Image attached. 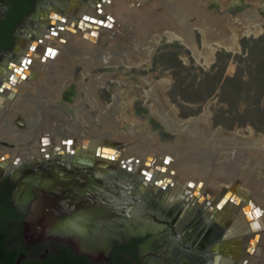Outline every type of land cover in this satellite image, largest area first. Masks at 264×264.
<instances>
[{
	"label": "bare ground",
	"instance_id": "1",
	"mask_svg": "<svg viewBox=\"0 0 264 264\" xmlns=\"http://www.w3.org/2000/svg\"><path fill=\"white\" fill-rule=\"evenodd\" d=\"M103 2L102 5L100 3L101 7H99L100 5L95 6V8L97 7L95 11L99 15V13L104 12L102 9L105 6L110 5L107 7L109 8L108 14H110L107 21L108 27L111 26L120 31V16L123 12L129 14L132 21H135L132 24L135 30V39L127 44L128 50L132 51L130 55L139 60L137 63H146L155 50L158 38L155 37V41L151 42L150 40L154 35L152 32L149 33L153 27H161L158 33L177 39L195 56H198L199 53L196 52L192 30H200L204 35L203 45L205 47L200 54H203L207 65L213 61L209 46L215 36L218 37L216 40L218 46L228 52H238V37L260 33L259 24L261 21L253 14V9L238 15L237 21L241 22L239 25L234 24L228 16L212 17L205 8L199 5L198 0H172L171 2L167 0H105ZM91 7L93 8V5ZM59 14L58 16H69L64 10L62 15ZM78 16L80 20L75 22V19H60L54 14L50 15L52 25L55 24V20H60L65 24L68 21L69 24L65 27V31L68 33L66 35L59 34L60 28L59 30L57 28L62 24H55L56 29L44 39V44L42 43L44 46L37 52L41 62L38 69L41 70L37 74L36 81L29 83L28 80H25L28 81L29 85H27L26 93L22 99L24 105L30 110L38 109L41 118L30 129L35 131L38 128L36 130L38 133L33 139H41L40 149L45 156L41 157L40 155V158L45 159L46 157L45 161L48 162V158H50L54 160L55 164L64 166L81 165L84 160V162L89 163L88 166L86 165L87 170L89 167L94 171L106 170L107 174L116 178L121 185H124V188L125 184H128L129 188H125L126 192L133 190L132 192L136 191L141 197L137 209L144 205V201L152 199L151 195L156 196L154 198L159 201L156 206L165 205L168 198L179 196L182 199L183 207L187 209L186 206H188L189 210H194L197 207L196 210L203 212V217L196 218L197 232L193 236L199 242L206 239L205 241L212 243L211 245L208 244L206 249L211 252L209 256L213 257L212 264H247V262H251L264 247V211L262 210L264 201L259 206L260 196L258 202L249 198L244 200V194H241L245 184L244 176L236 177L233 170L240 163V159L244 157L242 152L245 148L255 150L260 155L264 154V136L252 132L250 137L245 139L221 128L209 135L208 140L209 137L212 139L215 137V141L219 139L222 145L226 146L230 142L237 146L234 150H228L234 153L236 161L225 165L222 170L217 172L214 158L207 147L208 142L195 145L192 141L182 143L179 140L180 135L191 132V130L201 134L207 129L212 130L209 114L206 112L196 119L189 118L191 119H188L189 121L178 118L176 110L166 96L170 87L166 80L153 84L149 79H145L142 80V84L153 85L151 91L146 92V98L152 102V106L148 108L169 134L177 136L172 142L155 141L154 135H149L150 140H145L143 139L145 133L136 130L137 132L133 131L130 136L123 135L128 142L126 147H122L120 142L115 141V134L119 132L117 124L113 122L114 120L103 119L102 117L106 113H111V108L116 105L115 101L110 105H104L94 93L91 95L92 101L89 95H87V99L83 100V103L90 105L89 111L93 109L101 113L97 123L93 124V129L85 131L73 124L72 120H66V109L45 103V101L58 99L71 82L74 66L79 65L85 68L84 75H87L92 69L106 64L104 60L107 58L104 42L99 39L102 28L98 26V18L94 14L87 16L85 12H81ZM191 17L196 18L195 24H190L188 21V18ZM85 21L86 23H84ZM246 23L249 24L246 25ZM62 26L64 27V25ZM80 31L82 34H79L80 38H77V33ZM38 38L41 39L43 36L39 35ZM36 43L37 41L33 42L32 45ZM141 43L143 44L140 46ZM116 46L118 47V44ZM22 61H25V57L19 60L20 63ZM29 63H31L30 60ZM15 64L17 63L11 65L14 66ZM22 67L26 68L23 65L18 68ZM11 69L14 74H8V80H5L2 87L7 82H16L17 79L15 78L19 77L21 73L17 68ZM11 76L13 78L10 79ZM89 88H85L84 91L89 92ZM28 96H30L29 100ZM77 107H83L82 102ZM186 121H188V125L184 128L182 124ZM63 122L66 123L65 128L62 126ZM87 125H90L89 121ZM69 126L71 128H68ZM69 129H74L75 133H71ZM20 136L6 134L3 137V134H0V138L9 143L18 142ZM26 136H29V133H26ZM129 145L130 151L138 153L139 157L129 159L126 153H121V150L129 147ZM49 150L52 155H48L51 154L47 153ZM132 152L129 153V156ZM2 153H18L22 159H25L32 152L31 149L20 151L0 149V154ZM79 155H86V157L79 158ZM153 157L158 159L159 163L150 167L149 164H151ZM4 162L5 159H1L0 168L7 164ZM173 162L175 168H172ZM83 168L85 167L83 166ZM0 173H3L2 170ZM222 179H225V185H222L220 190L211 186L213 183L219 184ZM159 180L161 183L154 186L153 183ZM141 193L147 197L142 196ZM169 200V203H172L175 199ZM208 201L212 202L208 203ZM211 222L220 227L221 232L219 234H213L214 226L210 225L211 227L208 229L205 228Z\"/></svg>",
	"mask_w": 264,
	"mask_h": 264
},
{
	"label": "rangeland",
	"instance_id": "2",
	"mask_svg": "<svg viewBox=\"0 0 264 264\" xmlns=\"http://www.w3.org/2000/svg\"><path fill=\"white\" fill-rule=\"evenodd\" d=\"M167 1L171 2L172 0ZM198 3L205 8L212 17L222 18L228 16L234 24L239 25H241V22L237 21L238 15L253 9V14L261 21L259 24L260 33L243 35L238 37L237 40V43L239 41V43L241 42V44L251 48L250 52L247 53L243 50L240 53L239 51L226 52V50L218 46L216 42L218 37L215 36L209 49L212 51V56L214 53L215 56H218V59L211 65H209V63L208 66L207 62L204 61L203 54H200L204 51L203 48H205L203 45L204 35L200 30H192L196 52L199 53L198 56H195L177 39L158 33L161 27H153L149 30V33L152 32L154 35L153 38L151 37V42L155 41V37L158 38L155 50L146 63H137L139 60L130 55L132 51L130 52V50H128L127 44L135 39V30L132 25L135 21H132L129 14H125L124 12L121 14L120 31H117L111 26H107L108 16H110V14H108L109 8L107 7L110 5L105 6V8L102 9L104 12L99 13V15H97L95 11L92 13L89 9V11L87 10L88 13H86L94 14V16L98 18V26L102 28L99 39L101 42H104L103 44L107 53V58L104 60L106 64L92 69L87 75H84L86 72L85 68L79 65L74 66L72 69L71 82L68 84L63 94L59 95L57 100H47L45 103H51L58 107L65 108L67 110L66 120H72L73 124L79 126L80 129L88 131L93 129V124L97 123L101 117L99 111L93 109L89 111L90 105L88 103H83V100L87 99V95L90 96V100L92 101L93 97L91 95L94 93L104 105H110L115 101L116 105L111 108V113H106L102 117L103 119L109 118L112 121L114 120L113 122L117 124V130L119 132L115 134V141L118 143L120 142L119 144H121L122 147H126L128 142L123 135L130 136L132 132L136 130L146 133V136L143 134V139L145 140H150L149 135H154L155 141L172 142L177 136H172L165 132L162 125L154 119L148 108L152 106V102L146 98V92L148 90L151 91L153 85L142 84V80L145 79H149L153 84L156 82L159 83L161 80H166L170 84L166 95L169 103L172 104L176 110L178 118L182 120H188L189 118L196 119L199 115L207 112L211 121L213 120L211 125L212 130L207 129L203 134L191 130V132L189 131L184 135H180V142L187 143L188 141H192L195 145L208 142L209 145H207V147L209 153L214 158V165L218 169L217 172L222 170L225 165L233 161L235 162L234 153L228 151L230 149L234 150V148L237 147L235 144L228 142L225 146L222 145L219 139L215 141V137L213 139L209 137L208 140L207 137L215 133L217 129H220L218 127H221V129L227 132H233L235 135L245 139L249 138L252 132L264 136V131L250 129L247 125H238L239 127H236L233 123V121L236 120L242 122L252 119L259 122L255 123V125L264 128V0H198ZM80 12L76 15H79ZM188 19L190 24L196 23L195 17ZM134 20H136L135 17ZM247 24L249 23H246V25ZM67 33L62 26V30L59 34L66 35ZM77 35L76 37L80 38L78 33ZM143 43L139 45L141 46ZM116 44H118V47ZM43 46L44 45L41 43L38 51H40ZM34 61L36 64L41 63L37 54L34 57ZM202 61L204 63L203 66H208L207 68L203 69L200 66ZM231 62L233 63L227 71L231 74L233 66L236 64L237 70L235 76L233 79L227 80V83L225 82L226 79L223 80L220 87L222 90L220 95L218 93L213 94L217 84L219 86L217 80L222 78L226 66ZM39 70L41 69H33V75L31 77L34 78ZM220 80L222 81V79ZM85 88H89V92H85ZM217 99L222 101L221 103L223 106ZM239 100L240 102L246 101L255 104H257L256 101L260 100V105L263 107H259L255 115H249L247 113L241 117L238 116L236 112ZM81 102L83 107L78 108L77 106ZM150 109L152 110L151 107ZM38 114V112H35L34 115L36 118H38ZM109 114L110 116H108ZM88 121L90 125H87ZM188 121L183 122L182 127H187ZM218 121L221 122L222 126H217L215 124V122ZM58 122H60V120H58ZM62 126L65 128L66 123L63 122ZM68 128H71V126ZM74 129L69 130L71 133H75ZM25 141L27 144L30 143L28 140ZM1 145L8 147L10 150L15 149V146L5 145V143ZM24 146L26 145L21 144V147ZM187 147L190 146L187 145ZM130 152H132L130 151V145L121 150V153H126L129 159L140 156L138 153L133 152L131 156H129ZM242 153L244 157L240 159V163L234 167L233 171L236 177L240 175L244 176L243 180H245V184L242 189L243 192H241V194H244L243 199H255V202L256 200L258 202V197L260 196L258 202L260 206V203L264 201V154H257L255 150L247 148H245ZM123 158L126 157L123 156ZM156 163H159V160L153 157L149 166L153 167ZM52 164L53 163H49L48 161L35 160L15 168L10 173H14L18 177L22 175V172L36 165H45L47 168L49 167V169H51L50 167ZM171 165L172 168H175L174 162ZM46 180V176L42 175L40 177L41 186H46V184L49 183ZM16 182L17 185L14 192L16 196H29L35 193V187H29L27 185L24 187L21 186L22 181L19 178ZM219 182V184L213 183L211 186L220 190V187L225 185V179ZM180 198L179 196L176 197L177 200L181 201L182 199ZM157 202L159 201L157 200ZM209 202L211 203L212 201H208V203ZM176 204L177 201L170 202L167 206L160 204L156 209L152 208V210L156 211L159 216L171 220L173 223V225H171L173 228H176L174 232L178 234L180 240L186 239L190 242L195 231L193 226L197 223L196 218L203 217V212L201 210H196L198 209L197 207L194 210H189L188 206H186L189 213L187 215H183V213L179 215V209H177ZM262 210L264 211V207ZM210 225L214 226V234H219L221 232L220 227L216 224L214 225V222H211L208 226L206 225L207 227L205 228L208 229L211 227ZM156 227H160V225L158 226L154 222L150 224L148 228L150 232L154 233L157 230ZM247 264H264V247L260 251V254L254 257L251 262H247Z\"/></svg>",
	"mask_w": 264,
	"mask_h": 264
},
{
	"label": "flooded vegetation",
	"instance_id": "3",
	"mask_svg": "<svg viewBox=\"0 0 264 264\" xmlns=\"http://www.w3.org/2000/svg\"><path fill=\"white\" fill-rule=\"evenodd\" d=\"M102 1L0 0V86L3 80H8V74H14L11 68L21 71L19 77L15 78L16 82L6 81L7 83L2 87L0 93V134H3V137L6 134L21 136L16 143H9L1 138L0 143L15 146V149H11V151L31 149L32 152L25 159H22L18 153L0 154V161L5 159L7 162L0 168L3 172L0 173V264H206V257L203 253L208 254L207 246L212 243L205 240L199 242L194 236L190 242H186V239L185 241H174L171 235L175 233L174 229L176 228H173L171 220L161 216L163 219L161 221L158 214L152 212V205L149 204L153 201L151 199L144 201L141 208L131 210L139 216L145 211L150 212L140 217L133 215L134 218H129L126 221L110 223L109 228L105 231L101 227L100 217L87 214L58 223L56 229L66 228L60 231L39 233L35 229L27 228L29 212L42 207L35 195L40 191L39 188L42 184L40 177L48 176L51 171L56 173L60 167H64L62 164H55L54 160L48 158L49 163H53L50 171L42 169L41 165H36L32 167L34 170L32 176L19 175L20 177H17L16 174L10 173L25 163L47 159L46 157L45 159L40 158V155L41 157L45 156L40 149L41 139H33L38 133L36 131L38 128L35 131L30 130L32 125L41 119L39 110L28 109L22 100L27 85L34 83L37 79V74L34 78L31 77L32 70L38 69L41 65V63L36 64L34 57L39 45L44 44V39L56 29L55 24H62L64 28L69 24L68 21L65 24L60 20H55V24L52 25L51 14L60 17V19H75L74 21L77 22L80 20L76 15L78 12H85L89 16L87 10L90 9L94 13L96 5L104 4ZM63 10L69 16H58L59 13L62 15ZM62 25L57 29L60 28L61 31ZM78 34L81 35L82 32L80 31ZM39 35H42L43 38H38ZM39 40L41 42H38ZM35 41L37 43L32 45ZM22 57H25V61L30 60L31 62L25 64L26 62L22 61L26 68H18L22 64L19 62ZM14 63L17 64L12 66L11 64ZM25 80H28L29 83ZM10 96L12 97L10 98ZM27 98L29 100L30 96ZM35 112L39 113L38 118L34 115ZM26 133H29V136H26ZM25 140L30 143H25ZM21 144L26 146L21 147ZM0 149L10 150L2 145H0ZM47 153H51V151L49 150ZM48 155H52V153ZM82 157H86V155H79V158ZM82 162L77 166L87 168L89 163L84 160ZM100 168L104 169L102 166ZM104 171L106 172V170ZM118 176L123 177L122 175ZM18 178L22 181L21 186L23 187L26 185L36 186L35 193L29 196H16L14 192ZM142 196L147 197L143 194ZM56 199L67 200L68 197L56 195ZM169 199L177 201L179 215L189 213L176 197L168 198L165 202L166 206L169 205ZM157 204L159 202H156ZM167 220L170 223H167ZM154 222L160 227H156L157 230L153 233L148 227ZM193 227L195 229L193 234L196 235V223ZM209 258L213 259L210 256Z\"/></svg>",
	"mask_w": 264,
	"mask_h": 264
},
{
	"label": "water",
	"instance_id": "4",
	"mask_svg": "<svg viewBox=\"0 0 264 264\" xmlns=\"http://www.w3.org/2000/svg\"><path fill=\"white\" fill-rule=\"evenodd\" d=\"M38 42L41 41L39 40ZM23 63L20 65H24ZM28 63L29 60L26 61V64ZM12 76L10 79L13 78ZM4 84L5 81L2 82L1 87ZM42 169L50 171L45 165H43ZM127 169L130 170L129 168ZM21 174L23 177L32 176L34 170L29 168ZM46 178L49 183L46 186H40V191L35 194L42 207L29 212V225L27 226L28 229H35L39 233L66 229H56V225L72 217L84 214L100 217L101 227L105 231L109 228L110 223L126 221L129 218H134V216L140 217L150 212L145 211L140 216L132 214L131 210L133 208L136 210L138 202H141V197L136 192H126L125 188H129L128 184L126 183L124 188V185H121L116 178L111 177L105 171L87 170V168L77 167L76 165H67L60 167L56 173L51 171ZM160 183L161 180L155 181L153 185L157 186ZM56 195L67 196L68 199H56ZM151 196L153 201L149 204L156 209L157 199L154 198L156 196ZM152 212L156 213V211ZM159 217L162 221V217ZM167 223H169V220H167ZM171 237L175 241H181L177 233H172ZM183 240L185 241V239ZM210 253H203L206 257V264H210V262L212 264L213 262L209 258Z\"/></svg>",
	"mask_w": 264,
	"mask_h": 264
},
{
	"label": "crops",
	"instance_id": "5",
	"mask_svg": "<svg viewBox=\"0 0 264 264\" xmlns=\"http://www.w3.org/2000/svg\"><path fill=\"white\" fill-rule=\"evenodd\" d=\"M182 44V43H181ZM238 45H239V48H240V50H239V53L243 50V48H242V45H241V42L239 43V41H238ZM247 48V47H246ZM227 52V51H226ZM239 53H237V54H239ZM249 53V52H248ZM217 56H215L214 55V53H213V61L209 64V65H211V64H213L215 61H217ZM233 62H231V63H229L227 66H226V68H225V70H224V72H223V76H222V78H220V79H222V81L220 80V79H218L217 80V83H219V86H218V84H217V87L215 88V91L213 92V94H215V93H218L219 95L221 94V84H222V82H223V80L224 79H226L225 80V82L227 83L228 81L227 80H229V79H233V77L235 76V72H236V64H235V66H233V70H232V73L230 74V73H228V69L231 67V64H232ZM208 65V66H209ZM200 66L203 68V69H205V68H207V67H205V66H203V61L200 63ZM221 77V76H220ZM264 88V87H263ZM264 90V89H263ZM212 94V95H213ZM100 100V99H99ZM241 100V99H240ZM240 100H239V103H238V105H237V110H236V112H237V114H238V116H243V115H245V114H253V115H255L256 114V112L259 110V107L260 108H262L263 106L262 105H260V100H258V101H256V103L257 104H255V103H251V102H246V101H243V102H240ZM217 101H219V103L223 106V104L221 103L222 101H220V99H217ZM103 103V102H102ZM219 108H221V107H219ZM253 110V111H252ZM252 111V112H251ZM150 113H151V115L153 116V114H152V112L150 111ZM154 117V116H153ZM154 119H156L155 117H154ZM157 120V119H156ZM211 120V119H210ZM242 120V119H241ZM158 121V120H157ZM158 123L160 124V125H162L159 121H158ZM212 123H213V120L211 121V125H212ZM233 123H234V125L236 126V127H239V126H242V125H247L250 129H255L256 131H264V128H261V127H259L258 125H255V123H259V122H257V121H255V120H244V121H242V122H239L238 120H236V121H233ZM263 123V122H262ZM215 124L217 125V126H222V124H221V122H215ZM239 125V126H238ZM253 126H254V128H253ZM162 127H163V125H162ZM164 128V127H163ZM218 128H221V127H218ZM164 130H165V132H167L168 133V131L164 128ZM145 133V132H144ZM145 136H146V133H145ZM231 153H233L232 151H230ZM233 173H234V171H233Z\"/></svg>",
	"mask_w": 264,
	"mask_h": 264
},
{
	"label": "trees",
	"instance_id": "6",
	"mask_svg": "<svg viewBox=\"0 0 264 264\" xmlns=\"http://www.w3.org/2000/svg\"><path fill=\"white\" fill-rule=\"evenodd\" d=\"M242 45V48H243V51H246L247 53L248 52H250V50H251V48H246V46L244 45V44H241ZM217 58H218V56H217ZM167 96V95H166ZM253 128H254V126H253ZM167 137V136H166ZM164 143V142H163Z\"/></svg>",
	"mask_w": 264,
	"mask_h": 264
}]
</instances>
